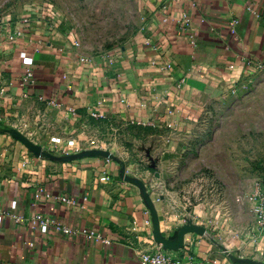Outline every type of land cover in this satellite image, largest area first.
I'll use <instances>...</instances> for the list:
<instances>
[{
    "label": "crops",
    "instance_id": "crops-1",
    "mask_svg": "<svg viewBox=\"0 0 264 264\" xmlns=\"http://www.w3.org/2000/svg\"><path fill=\"white\" fill-rule=\"evenodd\" d=\"M141 4L129 47L95 56L42 13L27 23L15 20L25 14L0 16L14 20L0 29V264H141L153 250L264 264L256 216L244 239L215 215L221 206L212 220L200 214L209 206H187L193 220L179 221L171 214L178 205L158 187L172 170L173 145L201 128L231 89L262 73L264 95V0Z\"/></svg>",
    "mask_w": 264,
    "mask_h": 264
},
{
    "label": "rangeland",
    "instance_id": "rangeland-1",
    "mask_svg": "<svg viewBox=\"0 0 264 264\" xmlns=\"http://www.w3.org/2000/svg\"><path fill=\"white\" fill-rule=\"evenodd\" d=\"M141 5V0H0V16L52 12L72 46L95 56L129 47L143 21ZM262 76L257 73L252 82L231 89L201 128L167 154L174 158L172 170L158 187L166 202L178 205L171 213L174 219L191 221L187 206L205 205L209 211L200 214L212 220V207L221 206L226 210L215 213L219 220L228 224L230 219V231L238 238L248 235L247 224L255 217L250 195L264 178ZM227 224L222 229L224 239L229 238ZM211 226L204 231L206 237H212Z\"/></svg>",
    "mask_w": 264,
    "mask_h": 264
},
{
    "label": "built area",
    "instance_id": "built-area-1",
    "mask_svg": "<svg viewBox=\"0 0 264 264\" xmlns=\"http://www.w3.org/2000/svg\"><path fill=\"white\" fill-rule=\"evenodd\" d=\"M45 15L47 23L51 25L52 27H58L59 23L53 16L52 12H44L42 13ZM36 15V14H35ZM33 14H25L22 16H17L15 20L21 23H27V22H32L35 21L36 18H33L35 16ZM259 16V15H258ZM13 20V17L11 15L6 19L0 17V29H5L6 26H8ZM83 60H86L85 58ZM34 76L35 73L32 69H27L26 70V79L25 81L28 84H32L34 82ZM93 117L95 118H105V116L102 113H93ZM96 140H92V144H95ZM250 198L255 201L254 206H253V212L256 216L257 222L259 227L264 230V178L260 179L257 182V186L255 188V191L250 195ZM68 203L71 202L70 199L66 198L65 199ZM49 220H44L42 223V230L44 232L47 231V224ZM33 224L37 223V220L34 219L32 220ZM55 228L58 231H62L64 233H71V229L63 226L59 223H55ZM85 235L95 237L97 240H102L103 242H106L110 244L111 242L104 238L100 234H95L92 230L90 229H85L84 231ZM141 264H207L206 261L200 260L196 258V256L191 252V251H184L183 254H181L178 257H173L168 253H165L161 250H153V251H148L144 252L141 255ZM212 264H218V262H214Z\"/></svg>",
    "mask_w": 264,
    "mask_h": 264
},
{
    "label": "water",
    "instance_id": "water-1",
    "mask_svg": "<svg viewBox=\"0 0 264 264\" xmlns=\"http://www.w3.org/2000/svg\"><path fill=\"white\" fill-rule=\"evenodd\" d=\"M88 152H89V153H95V154H98L100 151L97 150V149H93V150H89ZM159 175H160V174L157 173V176H159Z\"/></svg>",
    "mask_w": 264,
    "mask_h": 264
}]
</instances>
